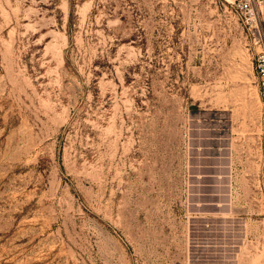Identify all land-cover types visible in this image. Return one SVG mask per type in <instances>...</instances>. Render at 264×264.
I'll use <instances>...</instances> for the list:
<instances>
[{
    "label": "rangeland",
    "instance_id": "1",
    "mask_svg": "<svg viewBox=\"0 0 264 264\" xmlns=\"http://www.w3.org/2000/svg\"><path fill=\"white\" fill-rule=\"evenodd\" d=\"M256 35L228 0H0V264H264Z\"/></svg>",
    "mask_w": 264,
    "mask_h": 264
},
{
    "label": "built area",
    "instance_id": "2",
    "mask_svg": "<svg viewBox=\"0 0 264 264\" xmlns=\"http://www.w3.org/2000/svg\"><path fill=\"white\" fill-rule=\"evenodd\" d=\"M241 20L256 31L259 49L254 55L253 67L258 80V93L263 107L261 133L264 143V32L261 19L264 14V0H228ZM264 157V150H263ZM264 159V158H263Z\"/></svg>",
    "mask_w": 264,
    "mask_h": 264
}]
</instances>
